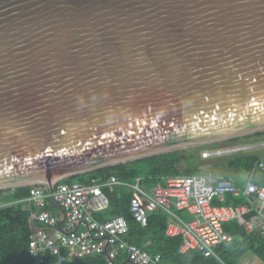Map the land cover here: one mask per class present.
Masks as SVG:
<instances>
[{
  "label": "water",
  "instance_id": "obj_1",
  "mask_svg": "<svg viewBox=\"0 0 264 264\" xmlns=\"http://www.w3.org/2000/svg\"><path fill=\"white\" fill-rule=\"evenodd\" d=\"M264 131V0H0V190Z\"/></svg>",
  "mask_w": 264,
  "mask_h": 264
},
{
  "label": "built area",
  "instance_id": "obj_2",
  "mask_svg": "<svg viewBox=\"0 0 264 264\" xmlns=\"http://www.w3.org/2000/svg\"><path fill=\"white\" fill-rule=\"evenodd\" d=\"M259 145L205 150L202 156L246 151ZM257 166L264 171V160L261 159ZM141 179L136 177L132 182H125L109 176L103 183L91 184L58 181L51 189L29 185L28 194L19 202L27 212V254L32 264H57L94 254H104L109 264L119 254L128 264H162L159 255H150L125 239L128 225L123 216L103 221L94 217L95 212L108 206V198L102 190L104 186L110 189L120 184L130 187L129 211L141 225L147 223L151 212L167 214L165 233L181 236L182 252L196 250L203 256L218 258L215 247L231 239L222 227L230 220H236L248 232L264 234V183L254 181L252 172L241 179L240 186L232 177L206 173L167 176L151 187L144 186ZM226 195L243 197V204L215 203L223 201ZM181 210L190 213L191 219H181L176 213Z\"/></svg>",
  "mask_w": 264,
  "mask_h": 264
},
{
  "label": "trees",
  "instance_id": "obj_3",
  "mask_svg": "<svg viewBox=\"0 0 264 264\" xmlns=\"http://www.w3.org/2000/svg\"><path fill=\"white\" fill-rule=\"evenodd\" d=\"M257 143L264 141V131L233 138L224 142L195 146L187 149L174 150L160 153L125 163L107 166L86 173L63 178L59 183L81 182L91 184L103 183L109 176L125 182H132L136 177H141L142 184L146 187L156 185L161 178L176 175H198L202 173L215 176L232 177L236 184H242L240 174L252 171V179L264 183V171L260 170L257 163L263 159L264 154L259 152L233 153L226 158L219 159L217 164L211 163V168L203 170L199 163L202 151L221 149L236 141ZM222 143V144H221ZM213 166V167H212ZM230 169V170H228ZM29 186L14 189L0 190V264H32L27 254V212L21 209L19 200L28 194ZM108 198V206L101 212L94 213L99 220H106L121 215L128 225L125 239L136 244L150 255H159L162 264H241L247 255L259 259L264 264V234L246 231L236 220L223 223L222 227L231 239L218 244L214 251L217 257L203 256L196 250L180 251L181 236H170L165 233L168 216L161 211L148 214L147 223L141 225L129 211L130 189L127 186L117 185L112 189L107 186L102 188ZM243 197L226 195L223 201L215 202L222 205L237 206L243 204ZM179 212V211H178ZM185 217L184 213H180ZM57 264H109L104 254H94L71 261ZM112 264H128L119 256Z\"/></svg>",
  "mask_w": 264,
  "mask_h": 264
},
{
  "label": "rangeland",
  "instance_id": "obj_4",
  "mask_svg": "<svg viewBox=\"0 0 264 264\" xmlns=\"http://www.w3.org/2000/svg\"><path fill=\"white\" fill-rule=\"evenodd\" d=\"M264 141H262V142H257V143H251V142H244L243 140L242 141H236V142H233V143H231L229 146H231L232 148H234V147H239V146H245V145H252V144H260L257 148H255V149H253V148H251V149H246V151L245 150H243V151H236V152H234V151H226L224 154H228V155H232L233 153H236V154H240V153H244V152H259V153H261V154H264ZM222 144V143H221ZM222 148H224L225 147V145H223V146H221ZM202 152H204V151H202ZM203 154L201 153V156H202ZM207 156L208 157H203L202 156V158H210V159H208V160H200L199 161V163H200V165H201V168L203 169V170H207V169H209V168H211V163H212V165L213 164H217V161L219 160V159H224V158H226V155H222V154H216V155H213V156H211L210 154H207ZM213 167V166H212ZM228 170H230V169H228ZM230 172H231V170H230ZM252 172V171H251ZM250 173V172H249ZM240 177L241 178H245L246 177V173H244V172H242L241 174H240ZM241 264H260V261H259V259H256L255 257H253L252 256V254H247L242 260H241Z\"/></svg>",
  "mask_w": 264,
  "mask_h": 264
},
{
  "label": "crops",
  "instance_id": "obj_5",
  "mask_svg": "<svg viewBox=\"0 0 264 264\" xmlns=\"http://www.w3.org/2000/svg\"><path fill=\"white\" fill-rule=\"evenodd\" d=\"M120 185H122V184H120ZM115 186H117V185H114L113 188H114ZM123 186H124V185H123ZM127 187H128V186H127ZM128 188L130 189V187H128ZM109 189H110V188H109ZM111 189H112V188H111ZM130 196H131V189H130ZM19 203H20V202H19ZM20 204H21V203H20ZM53 206H57V205H56V204H55V205L53 204ZM20 207H21V206H20ZM106 208H107V207H106ZM106 208H105V209H106ZM21 209H22V208H21ZM105 209L99 210L98 212H101V211H103V210H105ZM22 210H23V209H22ZM23 211H25V210H23ZM181 212L184 213L185 217H183V216L180 214ZM96 213H97V212H95V214H96ZM176 213H177L178 216H179L181 219H183V220H190L191 217H192L191 214L188 213L186 210H181V211H179V212L177 211ZM94 217H95V216H94ZM95 218H96V217H95ZM119 256H122L123 259H125L124 256H123L122 254H119L118 257H119ZM125 261H126V260H125ZM126 263H128V262L126 261Z\"/></svg>",
  "mask_w": 264,
  "mask_h": 264
}]
</instances>
